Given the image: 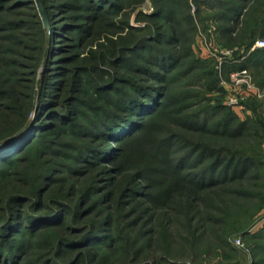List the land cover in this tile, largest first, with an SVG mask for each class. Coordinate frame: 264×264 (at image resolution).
Listing matches in <instances>:
<instances>
[{"label": "trees", "instance_id": "16d2710c", "mask_svg": "<svg viewBox=\"0 0 264 264\" xmlns=\"http://www.w3.org/2000/svg\"><path fill=\"white\" fill-rule=\"evenodd\" d=\"M158 1L147 25L124 32L118 0H43L49 28L36 0H0V264H168L151 246L173 223L196 233L219 222L217 203L264 205V102L245 117L213 103L207 93L225 91L219 66L180 46L188 0ZM217 4L232 36L245 13ZM247 32L233 43L250 37V49L258 31ZM256 54L264 64V48ZM195 83L203 89L185 91Z\"/></svg>", "mask_w": 264, "mask_h": 264}, {"label": "rangeland", "instance_id": "374dc122", "mask_svg": "<svg viewBox=\"0 0 264 264\" xmlns=\"http://www.w3.org/2000/svg\"><path fill=\"white\" fill-rule=\"evenodd\" d=\"M118 1H120L121 7L114 9V12H111V14L114 15L113 17L115 19L124 21L126 27L123 31L126 32L131 25L135 27L147 25L150 22L148 16L154 12L155 2L158 0ZM174 1L181 2L184 0ZM217 1L218 0H188L190 7H186L185 5L183 7V2H181L179 4L180 15L178 14V16L185 17L188 14L192 17V21H189V18L187 19V17L186 19L184 18L185 21L182 18V22L177 27L180 31H184L182 39L183 42L180 45L183 51H188L190 46L192 50H194V56H200L210 61L213 60V64L211 65H216L217 67L219 66V70L228 84L223 85L225 90L223 91L224 93L218 94L217 92H208L207 95L212 97L211 101L213 103H216V98H219L221 103L227 104L226 101L229 95L236 93L239 95L245 94L243 86H233L229 77L231 71L242 69V64L247 65V67L243 68H247L249 70L256 85L264 92V64L257 63L260 61L259 54H256L255 56L251 55L252 51L261 48L252 49L251 47L248 49L246 47V43L247 39L250 37H247L245 39L246 42L242 44L233 43L234 37L241 39V36L244 34L243 32L248 31L247 33H249L252 29H256L258 31L252 46L258 39H264V36L262 35L264 34L263 25H261V23L258 24V26L255 25V20L263 16L264 0H262V4H257L255 0H224L227 3H236L238 7H242V10L245 13L235 22L236 31L232 34V36L231 34H226L220 31L222 29L219 27L220 24L223 23L225 26L226 22L220 20V13L223 11L219 8ZM185 3L186 0L184 1V4ZM252 7L255 8V12H252ZM77 12L78 11L75 10L69 11L70 14H75ZM249 13H252L256 19H251L249 22H245L247 21L246 18ZM48 16L51 25V17L49 13ZM41 18L44 24L42 15ZM50 25L47 28H49ZM135 33H140V31L135 30ZM69 41L77 46L76 48H73L72 53H75L76 51L80 53L84 44L82 42L83 40H79L78 37L75 36L74 39H69ZM228 43H232V45H229ZM68 53L69 52L66 54L67 57ZM262 57H264V55L261 54V58ZM190 59H192V56L186 57V61ZM224 62H235L238 67L226 72L225 70H222L224 69ZM187 80L188 78L186 77L181 78L183 83ZM181 81H175L173 86L176 88L181 87V89H183V84L180 83ZM199 85L202 84L198 83L195 87L187 84L185 85V91H189L188 87H190V89L197 90L203 89ZM263 99L264 97H259L252 93L246 97L244 96L241 105L232 107L236 109L242 117H245L248 113H252V108L250 107L251 104L253 105L252 101L255 100L254 103H258L259 106V104L264 102ZM237 107H239V110ZM258 111V113L264 115V111L261 110V107H258ZM33 113L34 116L36 112L34 111ZM62 150L64 154L66 151H69L66 147H62ZM30 156V161L33 159L31 162V165H33V167L31 166L32 173H30V180L32 181L39 168V164H35L36 162H34L36 161L35 159L40 156L39 147L35 148ZM64 158L65 157L63 155L57 157L59 161H65ZM68 159L69 158L66 157V161H69ZM63 173H66L64 175H68L70 178L68 171L64 170ZM81 179H79V181ZM98 184L102 185L101 179ZM241 203L243 205L245 202ZM258 203L259 199L257 198L247 200L245 204L247 208H241V206L239 208L231 205L229 206V204L223 205L217 203V209H215L216 211L214 212V217L219 218V222L209 223L208 221L203 220L201 227H199V230L196 233L185 230L179 227L178 224L173 223L174 229L171 230V236L165 238L163 235V238L161 237L160 240H154L153 245L151 246V251L158 257H167L169 260L168 264H264V237H261L262 233L260 232V230L264 228V205L259 208ZM242 209L252 211V213H250L252 217L245 216L244 212H241ZM122 225L126 226L125 223ZM125 229L128 228L126 227ZM178 230L181 233L178 232ZM246 231H249V234H246ZM179 234H181V237L178 236ZM255 234L260 235H257L256 237ZM254 236L256 238H254ZM154 237L155 239H158L159 233H156ZM238 238L241 239V242H237ZM258 242L262 243L260 244ZM165 248H167V252H165ZM136 264L142 263L136 262Z\"/></svg>", "mask_w": 264, "mask_h": 264}, {"label": "built area", "instance_id": "2783aa9c", "mask_svg": "<svg viewBox=\"0 0 264 264\" xmlns=\"http://www.w3.org/2000/svg\"><path fill=\"white\" fill-rule=\"evenodd\" d=\"M264 48V39H258L255 44L252 46V49L255 48ZM221 83L222 85H226L228 84L226 82V80L223 78V74L221 73ZM229 77L231 79V84L233 86H243L244 88V93L243 95H239V94H233V95H229V97L227 98L226 103L230 106H239L242 104V99L244 98V96H248L249 94H255L259 97H264V92L260 89V87H258L255 83V81L253 80V77L251 75V73L249 72V70L247 68H242V69H237L234 71H231L229 74ZM237 242H241V239L238 238Z\"/></svg>", "mask_w": 264, "mask_h": 264}, {"label": "water", "instance_id": "95a60500", "mask_svg": "<svg viewBox=\"0 0 264 264\" xmlns=\"http://www.w3.org/2000/svg\"><path fill=\"white\" fill-rule=\"evenodd\" d=\"M36 2L38 5V8H39V11L43 17L44 24L46 27H48L50 25V20H49V16H48L45 4H44L43 0H36Z\"/></svg>", "mask_w": 264, "mask_h": 264}, {"label": "crops", "instance_id": "0c3cea01", "mask_svg": "<svg viewBox=\"0 0 264 264\" xmlns=\"http://www.w3.org/2000/svg\"><path fill=\"white\" fill-rule=\"evenodd\" d=\"M262 107H263V109L261 108V110H263V111H264V105H262ZM237 109L239 110V107H237Z\"/></svg>", "mask_w": 264, "mask_h": 264}]
</instances>
